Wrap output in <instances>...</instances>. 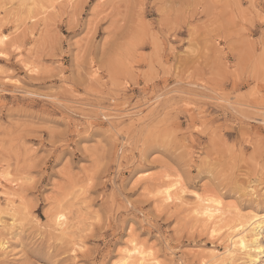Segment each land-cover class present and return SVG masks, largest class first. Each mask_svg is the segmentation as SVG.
I'll return each mask as SVG.
<instances>
[{"label":"rangeland","instance_id":"374dc122","mask_svg":"<svg viewBox=\"0 0 264 264\" xmlns=\"http://www.w3.org/2000/svg\"><path fill=\"white\" fill-rule=\"evenodd\" d=\"M262 16L264 0H0V264H117L130 240L211 264L226 241L193 215L197 185L227 221L264 214ZM176 175L187 191L163 204Z\"/></svg>","mask_w":264,"mask_h":264},{"label":"bare ground","instance_id":"6f19581e","mask_svg":"<svg viewBox=\"0 0 264 264\" xmlns=\"http://www.w3.org/2000/svg\"><path fill=\"white\" fill-rule=\"evenodd\" d=\"M6 181H7L8 185H12L13 187L17 183V181H12L11 179L10 180L6 179ZM4 184H6V183L4 182ZM17 184H16V186H17ZM0 187L3 189L2 186H0ZM165 189H166V187H165ZM165 189H161V191H160V194L163 196L162 203L163 204H164V202L165 203L168 202L170 204L174 203V198H175L174 194H173L174 191L171 193H167L164 191ZM8 190H10V189H8ZM8 193L9 192L6 193L8 196V198H7L8 207H9L8 211L11 215V216L10 215H8V216L11 217L10 219L12 221V225L11 224L10 225L14 226L18 222V215L16 214V210L14 208L15 201L12 200V198H10L12 194L10 195V193L9 194ZM11 193H12V191H11ZM175 193H176V191H175ZM183 194H184V192L182 191L181 195H183ZM169 195H171V201L170 202L167 199V197ZM180 199H179L181 202L180 204L184 205V203H185L184 199H182L181 197H180ZM209 199H214V198H203V197H201V199H199V200L196 199L197 200L196 206H194L191 211H192L193 215L195 216L196 220L200 221L203 224V230L204 231H206L209 235L212 236V232H213V230H215L216 231L215 238H218V240L224 239L226 241V245L224 246V248L222 247L223 252H221V253L215 252L213 255L211 254L212 256L210 255L211 257H213L211 264H225L226 262H232L233 263V261H235L236 257L238 255L240 256V254L243 255L244 257H246L248 260L247 262H249L250 264H258L261 261V258H264V253H261L260 251H258L257 247H256L257 245H259L260 247H264V243H262V238L264 236V232H263L264 231V214L252 213L251 215H249L247 217H243L240 215V210H236L235 218L232 219L231 221H227V220H229L228 217H229L230 212L225 211V208L223 206V202L221 201V199H216V198L214 199L218 202H222L219 204V206L217 204L207 203V200H209ZM4 209H5V207H4ZM213 209H215L219 214L211 216V217H206L203 214L205 211H212ZM3 214L4 213L1 212V210H0V226L3 225V222H4L3 216H2ZM6 214H7V212H6ZM58 224H59L58 226L60 228L63 227V225L61 223H58ZM3 227L5 228V226H3ZM65 228H67V227H65ZM223 229L227 230L226 235L225 234L221 235V231ZM236 229H240V230L237 231ZM241 242H243L245 244L244 248L239 247V244ZM135 244L137 246L136 248L132 247V243L131 244L129 243L127 245V247L125 248L128 250V252H132L133 255H128L127 252H125L123 249H121L123 251L120 252V256H119L120 260L117 264H122V262H127V264H160L158 258L155 256V254L152 253V251L146 250L144 247L138 245L137 243H135ZM0 249L3 251H6L8 249L7 243L4 240L0 241ZM137 249H139V254H136Z\"/></svg>","mask_w":264,"mask_h":264},{"label":"snow or ice","instance_id":"6c2138e0","mask_svg":"<svg viewBox=\"0 0 264 264\" xmlns=\"http://www.w3.org/2000/svg\"><path fill=\"white\" fill-rule=\"evenodd\" d=\"M257 35L256 33H253V36ZM8 37L5 35L3 37V40H7ZM3 41H0V43H2ZM259 46L261 49H264V16L261 17L260 19V23H259ZM17 49H13V51H16ZM0 57H3L4 59H8V55L3 52V51H0ZM261 59H262V63H264V52H261ZM200 129H197V131H199ZM168 179L170 180H174L175 183L171 186V187H168L166 188L164 191L167 192V193H171L173 191V188H175L177 191H187V189L185 188L184 186V182L185 180L187 179V177H182L181 175H176V176H169ZM200 179H205V177H200ZM192 196L196 197V199H201V196H200V193H199V185L196 186L195 190H193L192 192ZM168 201L170 202L171 201V195H169L167 197ZM207 203L209 204H217L219 206L220 203L222 202H218L214 199H209L207 200ZM206 217H211V216H214V215H218L219 213L213 209L212 211H205L203 213ZM59 220L63 221L65 219V217L63 215H60L58 217ZM237 231H239L240 229H236ZM212 236L215 237L216 236V231L213 230L212 232ZM130 243H132V247L133 248H136V244L135 242L131 241L130 240ZM262 243H264V241H262ZM239 247L241 248H244L245 247V244L243 242H241L239 244ZM257 247V250L260 251L261 253H264V247H260L259 245L256 246ZM125 252H127L128 255H133L132 252H128L127 249H124ZM136 254H139V249H137V253ZM122 264H127V262H122ZM261 264H264V261H261Z\"/></svg>","mask_w":264,"mask_h":264}]
</instances>
